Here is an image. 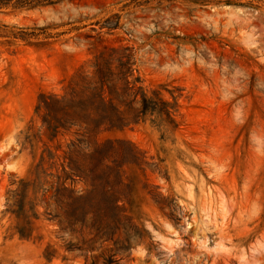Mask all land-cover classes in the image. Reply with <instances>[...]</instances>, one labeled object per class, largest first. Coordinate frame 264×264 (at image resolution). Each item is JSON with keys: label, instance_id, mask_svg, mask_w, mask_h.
Here are the masks:
<instances>
[{"label": "rangeland", "instance_id": "rangeland-1", "mask_svg": "<svg viewBox=\"0 0 264 264\" xmlns=\"http://www.w3.org/2000/svg\"><path fill=\"white\" fill-rule=\"evenodd\" d=\"M126 47L138 84L171 103L173 122L148 113L101 134L144 158L124 166L131 218L115 219L87 258L45 213L53 188L38 194L31 236L13 210L48 141L33 136L41 94H64L97 56ZM112 254L115 264H264V0H0V264Z\"/></svg>", "mask_w": 264, "mask_h": 264}, {"label": "trees", "instance_id": "trees-1", "mask_svg": "<svg viewBox=\"0 0 264 264\" xmlns=\"http://www.w3.org/2000/svg\"><path fill=\"white\" fill-rule=\"evenodd\" d=\"M130 50L111 48L97 56L92 74L79 72L64 94H41L37 112L43 122L42 132L33 136L37 143L44 135L48 141L35 154V178L22 181L13 210L23 221L21 234H33V219H40L38 194L51 188L54 193L46 201L45 213L59 223L61 230L77 235L78 242H70L68 249L80 250L87 258L99 242L115 234V226H111L115 219L131 218L127 215L130 200L123 192L127 187L124 166L140 165L144 156L131 141H101L100 136L105 131L123 130L148 113L173 122V106L159 96H147L138 84L140 78L134 77ZM71 132L76 137L66 148L54 144L60 134ZM77 182L84 187L76 189ZM31 187L34 196L30 195ZM48 247L49 254L56 252ZM105 262L115 264L113 254Z\"/></svg>", "mask_w": 264, "mask_h": 264}]
</instances>
